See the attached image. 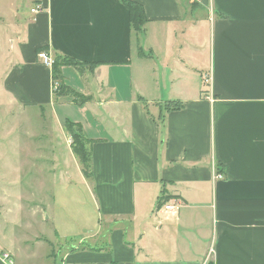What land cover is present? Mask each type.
Instances as JSON below:
<instances>
[{
	"label": "crops",
	"instance_id": "0c3cea01",
	"mask_svg": "<svg viewBox=\"0 0 264 264\" xmlns=\"http://www.w3.org/2000/svg\"><path fill=\"white\" fill-rule=\"evenodd\" d=\"M30 1L14 13L25 33L4 93L49 114L52 151L65 140L79 174L60 165V184L32 187L47 194L32 216L0 198V252L13 264H264V0H135L148 19L138 32L126 0ZM40 47L79 62L61 66L63 93ZM67 122L90 141L91 178ZM71 191L95 209L80 197L70 215Z\"/></svg>",
	"mask_w": 264,
	"mask_h": 264
},
{
	"label": "rangeland",
	"instance_id": "374dc122",
	"mask_svg": "<svg viewBox=\"0 0 264 264\" xmlns=\"http://www.w3.org/2000/svg\"><path fill=\"white\" fill-rule=\"evenodd\" d=\"M32 5L33 2L30 0H0V142L3 144H0L3 149L0 153V186L6 189L7 195L0 193V198L5 200L3 203H6V208L18 219L32 216L31 206L37 200L38 202L46 201L47 194L38 193L37 190L32 192V187L45 188L44 191H48L60 184V175L55 176L53 172L57 169V174H61L58 173L60 165L69 168L74 179L79 174L77 163L65 149L67 148L65 140H61L55 147L52 146L56 149L54 151L57 153L58 162L52 163L45 159L46 157L52 159L55 155L51 144L46 139L51 132L47 128L48 123L51 122V119H48L49 114L36 109L40 107L35 106L31 107L27 113H21L17 109L18 103L4 93V78L14 61L12 52L16 48L19 36L25 33L23 26L20 32L16 31V24L19 26L20 23L19 19L18 21L16 19L18 17H14V13L19 9L18 14L28 15ZM54 90L56 93L60 91L57 87ZM54 123L57 124L55 119ZM35 125H39V130L32 128ZM36 154H38L37 167L34 164ZM68 194L71 196L66 212L70 215H73L71 209L78 207L80 197H83V204H85H82V208L95 209L93 202H90L84 192L71 191ZM72 197H75L76 201H73ZM77 230L79 234L80 229ZM38 231V226L35 225L34 229L28 230V234L32 236ZM105 251L113 252L112 246L107 245ZM58 263L61 264V260H58Z\"/></svg>",
	"mask_w": 264,
	"mask_h": 264
},
{
	"label": "trees",
	"instance_id": "16d2710c",
	"mask_svg": "<svg viewBox=\"0 0 264 264\" xmlns=\"http://www.w3.org/2000/svg\"><path fill=\"white\" fill-rule=\"evenodd\" d=\"M125 4L128 9L130 22L134 30L137 32L141 31L144 24L148 21L143 5L135 0H126ZM43 50L47 51L48 49L47 47H40L37 49V53ZM138 53L140 55L143 54L141 47H138ZM78 63L79 62L77 60L68 56L56 55L54 57V62L52 64L53 81L54 84L55 82L58 81L59 85L57 86V88L62 93L67 88V86L61 83V73H60L61 66L68 64L78 65ZM69 91L72 92L73 95L78 100H80V94L78 92L74 90H69ZM165 105L166 106H164L161 110L162 114L164 111L169 110L171 106L174 107L180 106L179 103H175V102L165 103ZM67 129L72 138V142H71L72 151L76 155V157L78 158L81 164L82 172L86 178H91L93 176V172H92V153H91L90 141L85 137L83 133V129L81 125H79L78 123L67 122ZM162 205H163V198L162 196H160V198L158 199L157 207L160 208L162 207Z\"/></svg>",
	"mask_w": 264,
	"mask_h": 264
},
{
	"label": "built area",
	"instance_id": "2783aa9c",
	"mask_svg": "<svg viewBox=\"0 0 264 264\" xmlns=\"http://www.w3.org/2000/svg\"><path fill=\"white\" fill-rule=\"evenodd\" d=\"M42 8L40 6H37L36 8H33L32 11L34 12H38L40 11ZM38 60L42 63V64H45V65H48V66H52L53 62H54V59L52 58V56L50 55V53L48 51H40L38 52ZM206 82L209 81V79L207 78L205 80ZM58 82H55L54 84V89L58 86ZM70 142H72V140H70ZM176 203L175 202H172V203H167L165 204L163 207L166 211H172L175 209L176 207ZM0 257L7 260L10 264H13V260H12V257L10 255V253L8 252H0Z\"/></svg>",
	"mask_w": 264,
	"mask_h": 264
}]
</instances>
